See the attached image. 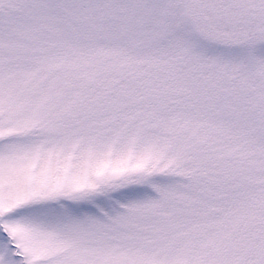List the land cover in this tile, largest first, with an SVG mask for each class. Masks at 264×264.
I'll return each instance as SVG.
<instances>
[{"label":"snow or ice","instance_id":"1","mask_svg":"<svg viewBox=\"0 0 264 264\" xmlns=\"http://www.w3.org/2000/svg\"><path fill=\"white\" fill-rule=\"evenodd\" d=\"M0 264H264V0H0Z\"/></svg>","mask_w":264,"mask_h":264}]
</instances>
